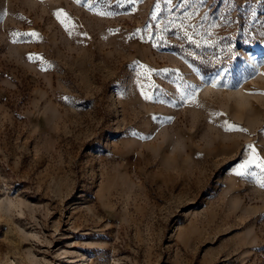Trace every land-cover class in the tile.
Listing matches in <instances>:
<instances>
[{
  "label": "rangeland",
  "instance_id": "rangeland-1",
  "mask_svg": "<svg viewBox=\"0 0 264 264\" xmlns=\"http://www.w3.org/2000/svg\"><path fill=\"white\" fill-rule=\"evenodd\" d=\"M255 44L264 0H0V264H264Z\"/></svg>",
  "mask_w": 264,
  "mask_h": 264
},
{
  "label": "bare ground",
  "instance_id": "bare-ground-1",
  "mask_svg": "<svg viewBox=\"0 0 264 264\" xmlns=\"http://www.w3.org/2000/svg\"><path fill=\"white\" fill-rule=\"evenodd\" d=\"M245 55L249 59L251 65L258 66L259 57L261 61H264V45L255 44L253 50L246 51Z\"/></svg>",
  "mask_w": 264,
  "mask_h": 264
},
{
  "label": "snow or ice",
  "instance_id": "snow-or-ice-1",
  "mask_svg": "<svg viewBox=\"0 0 264 264\" xmlns=\"http://www.w3.org/2000/svg\"><path fill=\"white\" fill-rule=\"evenodd\" d=\"M30 35H32V36H36L37 34L36 33H31ZM229 130H231V129H229ZM251 147V146H250ZM253 152H254V149H253ZM256 159H258V157H256ZM260 187H262V188H264V180H262L261 182H260V185H259Z\"/></svg>",
  "mask_w": 264,
  "mask_h": 264
}]
</instances>
